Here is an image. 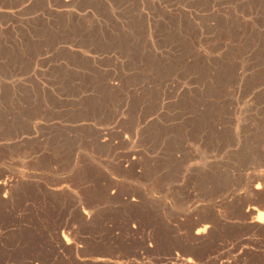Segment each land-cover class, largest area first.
<instances>
[{
    "label": "rangeland",
    "instance_id": "374dc122",
    "mask_svg": "<svg viewBox=\"0 0 264 264\" xmlns=\"http://www.w3.org/2000/svg\"><path fill=\"white\" fill-rule=\"evenodd\" d=\"M0 264H264V0H0Z\"/></svg>",
    "mask_w": 264,
    "mask_h": 264
},
{
    "label": "bare ground",
    "instance_id": "6f19581e",
    "mask_svg": "<svg viewBox=\"0 0 264 264\" xmlns=\"http://www.w3.org/2000/svg\"><path fill=\"white\" fill-rule=\"evenodd\" d=\"M186 262H187V263H191V260H190V259H188Z\"/></svg>",
    "mask_w": 264,
    "mask_h": 264
}]
</instances>
